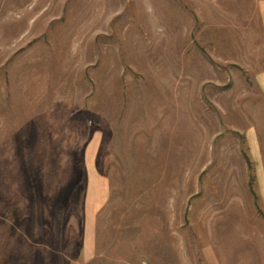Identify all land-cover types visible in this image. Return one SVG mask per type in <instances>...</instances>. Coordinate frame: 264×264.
Returning <instances> with one entry per match:
<instances>
[{"label":"rangeland","instance_id":"rangeland-1","mask_svg":"<svg viewBox=\"0 0 264 264\" xmlns=\"http://www.w3.org/2000/svg\"><path fill=\"white\" fill-rule=\"evenodd\" d=\"M256 4L0 0V264H264Z\"/></svg>","mask_w":264,"mask_h":264},{"label":"crops","instance_id":"crops-1","mask_svg":"<svg viewBox=\"0 0 264 264\" xmlns=\"http://www.w3.org/2000/svg\"><path fill=\"white\" fill-rule=\"evenodd\" d=\"M257 10H258V16L259 21L262 28V36L264 40V0H257ZM256 83L264 96V70L258 73L256 76ZM245 138L248 143V157L249 160L252 162L254 166V173H255V181L256 186L258 188V193L262 198V201L264 203V152H263V145L261 137L259 136V133L257 132V129L255 127L248 128L245 131ZM93 177L94 174H93ZM94 181V179H93ZM99 182V188H96L94 186L93 196H91L90 200L88 199V203L92 204L94 206L93 210L90 212H94L95 210L99 209L103 205V201L105 199V181L103 178H100L98 180ZM96 212V211H95ZM125 249V250H124ZM84 253H88V256L92 254V256L88 257L87 260H83L81 262H78L79 264H157L149 261H133L130 259L122 258L121 256H116L114 259L104 260V259H97L98 256L96 253L101 252V250H98V248L93 245L84 246L83 249ZM129 250H126V248H111V250L108 251V253H122V252H128ZM101 257V256H100ZM92 258V259H91Z\"/></svg>","mask_w":264,"mask_h":264}]
</instances>
